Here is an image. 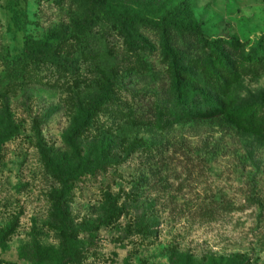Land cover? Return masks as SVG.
Here are the masks:
<instances>
[{
	"label": "rangeland",
	"instance_id": "374dc122",
	"mask_svg": "<svg viewBox=\"0 0 264 264\" xmlns=\"http://www.w3.org/2000/svg\"><path fill=\"white\" fill-rule=\"evenodd\" d=\"M93 1L0 0V59L21 69L0 72V263L264 264V147L231 124H187L158 40L134 50ZM100 1L157 27L174 6ZM187 1L205 37L177 59L194 94L261 119L264 0Z\"/></svg>",
	"mask_w": 264,
	"mask_h": 264
},
{
	"label": "trees",
	"instance_id": "16d2710c",
	"mask_svg": "<svg viewBox=\"0 0 264 264\" xmlns=\"http://www.w3.org/2000/svg\"><path fill=\"white\" fill-rule=\"evenodd\" d=\"M171 1L174 6L171 7V11L168 15L162 16L158 12L154 13L153 15V19L160 18V20L166 21V24H164L162 27L148 25L147 22L143 21L139 17L138 14H126L123 17V13H114V11H112V6L109 7L107 4H102L100 0H98V2H93L95 5L106 10L108 15L106 20L110 23V25L113 24L118 28L117 34L120 35V38L122 39L126 38L127 42L129 40V45L132 46L134 50H141L147 54H156V50L161 48L165 58V63H171L168 66V71L171 73L173 93L175 94L178 104H182L186 110L184 118L187 124L206 125L212 124L213 122H221V124L226 125L231 124L249 133V135H252L254 138H257L259 143L264 147V112L261 119H258L254 114H247V116H245L239 111H228L224 105L216 103L213 100L212 102L202 103L200 97H196V94H194V82H191L192 78H188V74L185 72V67H180L177 59L181 57L186 59V56L188 57L192 48L202 45V43L205 41V37L201 32L200 24L194 18L189 2L187 0ZM169 2L170 0H168V3ZM157 3L158 2L150 6H156ZM148 23H150V21ZM149 31L153 37L149 36ZM178 37L179 39L186 41L183 47L177 45L176 39ZM152 38L158 40V43L160 44L157 49H155L154 45L151 44ZM43 48V46L39 47L34 53H42ZM34 53L28 57H35ZM261 56L263 57V62L264 54ZM37 58H39V56ZM61 62L65 67H68L67 63H64L63 61ZM16 64H18L17 61H12L8 58L0 59V70L3 69V71L0 72L3 75V79L14 81L16 78H18L17 74L21 72V69L19 66L16 67ZM148 65L150 66L151 70H155L157 67V65L154 63ZM14 70H16V73H14ZM161 84L163 86V82ZM185 88H187V90ZM112 90L113 84L109 79L108 84L105 87L106 94L108 95H104V97L102 95V101L105 99V96H109L111 94ZM184 92L189 94L188 101L184 96ZM142 101L144 102V100ZM192 102L197 103L196 108H192L190 106V103L192 104ZM148 103L150 106L149 109H147V114L154 116L155 106L152 101L148 100ZM156 157V155H153L150 158L153 159ZM47 163L60 175L59 169L54 165V162L48 160ZM60 177L62 182L65 184L62 176ZM66 191V189H63L58 193L55 192L53 195V200L58 220L66 231L68 239H71L74 234L73 220L69 214V207L63 201V195ZM73 257L74 252L72 245L70 244L68 247V259L73 260ZM3 263L4 262H1L0 264ZM67 263L68 262L65 261L62 264Z\"/></svg>",
	"mask_w": 264,
	"mask_h": 264
}]
</instances>
